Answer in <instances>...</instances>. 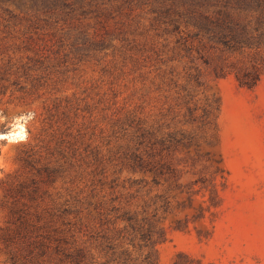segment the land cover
Masks as SVG:
<instances>
[{
  "label": "trees",
  "instance_id": "1",
  "mask_svg": "<svg viewBox=\"0 0 264 264\" xmlns=\"http://www.w3.org/2000/svg\"><path fill=\"white\" fill-rule=\"evenodd\" d=\"M44 1L47 7L25 2L18 10L35 23L55 20L83 29L84 15L117 4ZM190 6L160 16L158 40L147 51L108 62L110 80V72L118 80L128 68L138 74L135 86L143 94L137 89L120 108L121 92L111 80L99 98L106 126L99 125V173L82 188L79 183L68 189L64 235H10L3 264H158L157 248L170 229L213 235L229 174L217 149L221 102L210 83L233 76L253 89L264 77V0H193ZM86 33L98 42L109 37ZM28 86L17 98L21 107L38 94L35 84ZM146 98L153 104L148 111L141 103ZM56 101L40 114L34 156L37 163L57 158L73 165L86 135L79 126L81 110L72 100ZM30 180L35 187L26 199L37 202L41 182ZM22 200L17 197L15 212Z\"/></svg>",
  "mask_w": 264,
  "mask_h": 264
},
{
  "label": "rangeland",
  "instance_id": "2",
  "mask_svg": "<svg viewBox=\"0 0 264 264\" xmlns=\"http://www.w3.org/2000/svg\"><path fill=\"white\" fill-rule=\"evenodd\" d=\"M0 1L8 3L0 6V91L6 92L0 96V110L8 116L29 110L37 113L29 125V142L10 150L15 153L14 170L0 180V257H4L10 235L56 239L64 235L68 189L79 183L82 188L99 173L96 146L100 127H106L98 113L103 107L100 95L108 91L111 80L121 92L120 108L137 89L143 94L141 86H135L137 73L127 68L124 77L116 80L118 76L110 72V80L105 72L111 67L106 65L113 59L121 61V54L147 51L158 40L155 30L160 16L190 9L193 0H117L111 10L84 11L83 29L55 20L35 23L18 10L25 2L47 7L44 0ZM95 30L102 35L109 32V37L91 40L86 32L91 35ZM28 84H35L39 91L32 104L21 107L17 98ZM210 86L221 102L217 149L229 174L222 192V214L207 239L193 229H170L157 248L158 264H264V77L253 89L241 87L233 76L212 81ZM57 99L72 100L81 110L79 126L86 135L78 144L79 162L73 165L57 158L37 163L34 156L40 114ZM142 102L146 111L151 109L149 98ZM105 135H110L108 129ZM103 154L107 156V148ZM32 177L41 182L37 202L26 199L35 187ZM17 197H23L24 207L19 204L15 212Z\"/></svg>",
  "mask_w": 264,
  "mask_h": 264
},
{
  "label": "clouds",
  "instance_id": "3",
  "mask_svg": "<svg viewBox=\"0 0 264 264\" xmlns=\"http://www.w3.org/2000/svg\"><path fill=\"white\" fill-rule=\"evenodd\" d=\"M36 115L35 111L29 110L8 116L0 110V126H3V130H0V180L5 179L6 175L14 170L12 157L15 153L10 150L29 142V125ZM4 259L6 257H0V260Z\"/></svg>",
  "mask_w": 264,
  "mask_h": 264
}]
</instances>
